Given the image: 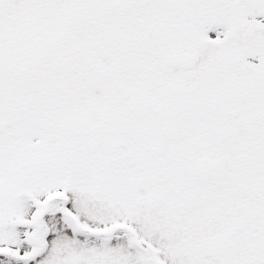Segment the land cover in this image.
Returning <instances> with one entry per match:
<instances>
[{"label":"snow or ice","instance_id":"6c2138e0","mask_svg":"<svg viewBox=\"0 0 264 264\" xmlns=\"http://www.w3.org/2000/svg\"><path fill=\"white\" fill-rule=\"evenodd\" d=\"M0 264H264V0H0Z\"/></svg>","mask_w":264,"mask_h":264}]
</instances>
